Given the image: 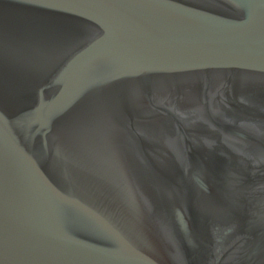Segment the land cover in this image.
<instances>
[{
  "label": "water",
  "instance_id": "obj_1",
  "mask_svg": "<svg viewBox=\"0 0 264 264\" xmlns=\"http://www.w3.org/2000/svg\"><path fill=\"white\" fill-rule=\"evenodd\" d=\"M0 264H264V0H0Z\"/></svg>",
  "mask_w": 264,
  "mask_h": 264
}]
</instances>
